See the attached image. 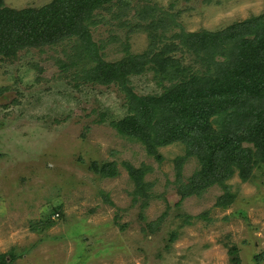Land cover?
Returning a JSON list of instances; mask_svg holds the SVG:
<instances>
[{
	"label": "rangeland",
	"instance_id": "1",
	"mask_svg": "<svg viewBox=\"0 0 264 264\" xmlns=\"http://www.w3.org/2000/svg\"><path fill=\"white\" fill-rule=\"evenodd\" d=\"M116 1L95 9L62 44L0 56V257L6 264H232L228 246H236L240 264H264V169L253 168L247 180L235 170L229 188L214 184L178 204L175 181L187 184L200 173L199 160L190 157L178 174L175 159L186 155L185 143L155 151L142 133L131 134L144 115L140 102L156 104V96L188 78L185 71H171L170 81L147 64L124 78L85 79L99 59L148 51V24L160 27L154 54L181 31L217 32L258 19L264 0H119L112 8ZM51 2L3 0L17 10ZM181 49L172 55L189 68L187 76L206 70ZM151 111L169 128L182 113L171 101ZM209 121L220 128L217 116ZM143 165L152 183L147 200L136 193L130 169ZM226 189L233 199L224 206L218 203Z\"/></svg>",
	"mask_w": 264,
	"mask_h": 264
},
{
	"label": "trees",
	"instance_id": "2",
	"mask_svg": "<svg viewBox=\"0 0 264 264\" xmlns=\"http://www.w3.org/2000/svg\"><path fill=\"white\" fill-rule=\"evenodd\" d=\"M113 1L53 0L44 7L17 10L6 7L0 0V56L14 58L18 50L62 44L76 35L77 31H82L81 22L88 19L95 9L104 8V4ZM117 2L119 0L113 3L112 8L118 5L115 4ZM144 25L139 24L140 29L145 28ZM263 27L264 15L234 23L226 30L217 32L206 30L186 35L181 31L172 35L170 44H165L153 54L157 43L154 32L160 27L148 24L151 41L148 51L137 57L130 56L126 60L114 62L99 59L97 66L85 69L86 81L110 79L112 75L124 78L128 74L143 71L147 64L162 79L169 78L170 81L173 77L171 71H185V77L188 78L181 85L174 83L165 89L160 97L156 96V104H150L152 100L149 99L140 102L144 115L136 122L131 133L132 136H136L137 132L142 133V141L154 147V150L158 145L185 143L186 155L175 159L178 174L190 157L197 158L201 163V172L189 178L187 184L178 185V179L175 181L181 194L178 204L185 196L201 195L214 184L229 188L225 182L235 170L240 172L243 180H247L253 168L264 169ZM162 31L158 35L164 40L167 30L162 28ZM181 45L195 54L196 62L205 65L204 72L198 76L193 73L187 76L189 68L181 67L177 57L172 55L174 50L181 49ZM218 57L222 60H218ZM250 90L257 91L250 94ZM3 92L1 89L0 93ZM170 101L175 102L182 112L175 119L176 125L171 128L161 119L156 121L151 111L158 104ZM214 116L219 121L218 130H214L209 121ZM243 142L252 147L243 146ZM130 169L136 180V193L146 200L153 197L150 191L152 183L148 184L144 180L148 168L143 165ZM223 198L225 201L220 200L218 204L227 206L232 203L233 196L229 190ZM146 205H149L148 201L144 202ZM177 237L174 234L172 240ZM228 253L232 256V264H240L236 246H228ZM0 264H6L5 256L0 257Z\"/></svg>",
	"mask_w": 264,
	"mask_h": 264
}]
</instances>
